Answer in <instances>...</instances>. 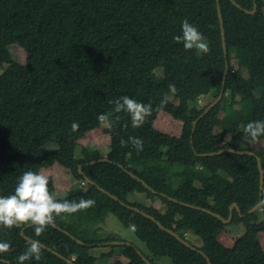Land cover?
Here are the masks:
<instances>
[{
    "label": "trees",
    "instance_id": "trees-1",
    "mask_svg": "<svg viewBox=\"0 0 264 264\" xmlns=\"http://www.w3.org/2000/svg\"><path fill=\"white\" fill-rule=\"evenodd\" d=\"M233 1L240 8L229 0H218L227 50L224 57L215 0H0V70L11 78L10 104L0 103V116L9 125V134L0 135V196L12 193L24 171L39 173L58 164L75 170L85 187L52 198L70 203L81 198L94 201L75 212L53 214V222L39 234L31 223L0 226V241L9 244V250L0 253V264H17V255L31 244L21 231L45 247L38 246L40 260L30 258L23 264L93 262L87 249L103 241L72 239L59 222L80 214H92L96 222L111 214L125 228L134 225L136 238L152 258H167L171 264H264L258 239L264 232V221L258 219L264 208V179L260 191L256 162L258 157L264 171V154L241 148L242 140L264 142V135L252 140L242 131L247 122L264 120V0H256L252 15L242 10L252 11L253 0ZM184 19L202 33L207 53L185 50L174 39ZM11 46L22 49L23 64L13 60ZM222 90L220 101L202 115ZM227 93L238 97L241 107L220 116ZM123 95L150 105L139 127L131 126L126 112L112 111L111 101ZM201 99L208 101L200 106ZM160 113L181 123L178 136L155 128ZM101 116L107 124L103 133L109 140V156L84 151L76 159L78 141L101 128ZM74 121L75 130L71 128ZM130 136L141 139L140 151L128 142ZM242 151L253 155L235 153ZM130 154L145 159L141 169L135 163L128 165ZM47 180L52 196L53 181ZM158 201L159 209L155 207ZM258 202L260 206L247 214ZM183 204L225 220L229 207L236 204L242 216L234 210L228 225H242L244 232L226 246L221 239L227 225ZM126 206L152 216L191 247L185 238L193 234L201 246L183 245ZM118 241L114 235L104 240ZM110 247L103 258L117 250L127 264H146L130 245Z\"/></svg>",
    "mask_w": 264,
    "mask_h": 264
},
{
    "label": "rangeland",
    "instance_id": "rangeland-1",
    "mask_svg": "<svg viewBox=\"0 0 264 264\" xmlns=\"http://www.w3.org/2000/svg\"><path fill=\"white\" fill-rule=\"evenodd\" d=\"M9 51L12 55L13 60L16 62L23 64L25 62V54L22 49L11 46L9 47ZM233 55V51H231ZM246 62V58H244ZM232 68L236 69V60L234 59L231 62ZM244 77H246L245 70L242 69ZM11 84V78L9 75L3 73L0 70V103L2 105H9V88ZM256 96L260 95V92L255 93ZM208 99L200 100L199 105L203 106ZM241 107V102L238 97H233L231 94H226V103L225 109L223 113H220V116H225L226 113L233 109H238ZM106 120H102V125L100 129L89 132L85 138L78 141L76 150L74 152V157L79 159L81 157V153L84 151L87 152H99L102 156L108 157L109 150V140L108 137L103 133V129L106 128ZM154 126L156 129L169 134L171 136H178L181 130V123L173 120L169 115L160 113L158 114ZM9 134V125L4 116H0V135ZM53 147V145H50ZM242 149L253 148L259 150L264 154V142H250L248 140H242L241 142ZM127 162L135 163L138 169H141L145 164V159L143 157L132 158L131 154L128 155ZM134 166V165H131ZM40 174L44 175L46 178H51L54 185V195L52 193V197L55 199L62 198L67 191L76 189V188H84L85 185L83 182L79 181L77 178V172L75 170H66L62 168L58 164H54L50 168L42 169ZM147 202H149L147 200ZM155 207L157 209L161 208L160 202L155 203ZM258 219L264 221V208L259 210ZM60 224L68 230L72 235V237L81 238L87 241H103L96 245H90L87 249V256L93 260V262H88L84 260V264H112L115 261H121L123 264H127V260L122 256H117L116 251L113 250V256L111 257H102L107 254L111 247L109 245H104V240L110 236H116L122 243L129 244L130 246L136 248L138 252H140L144 257H147L152 261L153 264H171L169 259L167 258H152V256L147 251L145 245L139 241L132 228H125L116 217L113 215H107L103 222H96L93 219L92 214H80L76 216H67L63 219L59 220ZM22 223H18L21 225ZM244 228L242 225H227L225 234H222V243L226 246H231L235 238L243 234ZM192 247H200L201 241L199 238L194 236L193 234H187L185 238ZM259 242L264 249V232L259 234ZM193 247V248H194Z\"/></svg>",
    "mask_w": 264,
    "mask_h": 264
},
{
    "label": "clouds",
    "instance_id": "clouds-1",
    "mask_svg": "<svg viewBox=\"0 0 264 264\" xmlns=\"http://www.w3.org/2000/svg\"><path fill=\"white\" fill-rule=\"evenodd\" d=\"M181 42L183 49L195 50L207 53L208 44L202 33L196 26L189 23L187 19L180 22V34L174 37ZM171 91H175L173 85H169ZM113 104V112H126L129 114L131 126L139 127L147 114L150 105L141 103L128 95L117 97ZM100 119H104L103 116ZM111 127V125H108ZM78 124L74 121L71 128L75 130ZM243 134L255 140L264 135V120L249 121L243 125ZM128 142L137 150L142 149V141L138 137H129ZM123 144L124 141L122 140ZM47 178L32 170H26L17 177V182L10 195L0 196V226L10 228L18 223H31L34 225L35 233L39 234L44 226L53 222V214L63 212H75L81 208L91 206L94 201L81 198L79 202L70 203L54 200L48 190ZM134 229V225L132 226ZM9 244L0 241V253L7 252ZM40 260V249L37 242L33 241L23 253L16 257L17 264H23L29 259Z\"/></svg>",
    "mask_w": 264,
    "mask_h": 264
},
{
    "label": "water",
    "instance_id": "water-1",
    "mask_svg": "<svg viewBox=\"0 0 264 264\" xmlns=\"http://www.w3.org/2000/svg\"><path fill=\"white\" fill-rule=\"evenodd\" d=\"M216 1V6H217V13H218V19H219V23H220V26H221V41H222V50H223V55H224V57H226V55H227V50H226V46H225V41H224V31H223V29H222V23H223V21H222V17H221V14H220V9H219V2H218V0H215ZM231 3H232V5H234L235 7H237V8H240L233 0H229ZM253 2H254V8H253V10L252 11H246V10H242L244 13H246V14H249V15H252V14H254V12H255V9H256V5H255V3H256V0H253ZM227 70H228V63H227V61L225 62V70H224V75H223V83H224V79H225V77H226V74H227ZM223 96V90L220 92V94H219V96L208 106V107H206V109H205V111H204V113L202 114V115H204L205 113H207L211 108H213L219 101H220V99H221V97ZM195 125V123L193 124V126ZM229 152H233L232 150H230ZM219 153H221V152H218V153H213V154H210L209 156H212V155H215V154H219ZM235 153H237V154H248V155H253L251 152H248V151H242V152H235ZM199 156H202V157H204V156H207V155H204V154H202V155H199ZM101 161H107L106 159H103V160H101ZM256 162H257V167H258V171H259V178H260V182H259V189H260V191L262 190V185H263V179H264V171H263V169H262V166H261V163H260V159L258 158V157H256ZM94 162H92L91 164H93ZM80 172V171H79ZM130 176L132 177V178H135V179H137V181L138 182H141L137 177H135L134 175H132V174H130ZM86 183L87 184H93L91 181H89L88 179H86ZM142 184H143V186L144 187H146L147 188V186H146V184L145 183H143V182H141ZM99 190H100V192H102V193H104V194H106L108 197H110L112 200H114V201H118V199L115 197V196H112V195H110V194H108L106 191H104L103 189H101V188H98ZM153 193H155L154 191H153ZM169 200H172V199H170L169 198ZM174 202H177L176 200H173ZM121 205H123L124 206V204L123 203H121ZM183 205H185L186 207H189V208H192V209H195V210H199V211H202V212H204V213H207V214H209V215H212V216H214V217H216L217 219H219L223 224H225V225H228L230 222H231V219H232V215H233V211L235 210L239 215H240V210H239V208L237 207V205L236 204H232L230 207H229V215H228V218L225 220V219H223L221 216H219V215H216V214H214V213H212V212H210V211H208V210H205V209H200V208H197V207H194V206H190V205H186V204H183ZM260 206V202H258V204L255 206V207H253L250 211H248V213L247 214H251V213H253L258 207ZM127 208H129V209H132V210H134L136 213H139L140 215H142L143 217H145V218H147V219H149V220H151V221H153L156 225H157V227L161 230V231H165L166 233H168V234H170L171 236H173L177 241H179L180 243H182L183 245H185V246H187V247H190L191 249H194V248H192L186 241H184V240H182L180 237H178L175 233H173L172 231H170V230H168V229H165L159 222H157L152 216H149V215H147V214H145V213H143V212H141V211H139L138 209H136V208H131V207H128V206H126ZM240 216H242V215H240ZM30 226H32V224H30ZM52 226L53 227H56V225H54V224H52ZM57 228V227H56ZM65 234H67V235H69L67 232H64ZM21 237L22 238H24L25 240H27V241H29L30 243H32L33 241L32 240H30L29 238H27V237H25L24 235H23V232L21 231ZM72 239H74L72 236H70ZM78 244H80V245H83V243L81 242V241H79V240H77L76 241ZM104 245H109V246H118V245H125V246H129V244H126V243H122V242H109V243H104ZM37 246H39V247H41V248H45L44 247V245H42V244H40V243H38L37 242ZM54 254L56 255V253L54 252ZM138 254L142 257V255H141V253L140 252H138ZM201 254H202V252H201ZM202 256L203 257H205V255L204 254H202ZM206 258V257H205ZM142 259L145 261V263L146 264H150L144 257H142ZM67 262H69V263H72V261H69V260H66ZM206 261L209 263V260L206 258ZM6 263H8V262H6Z\"/></svg>",
    "mask_w": 264,
    "mask_h": 264
},
{
    "label": "built area",
    "instance_id": "built-area-1",
    "mask_svg": "<svg viewBox=\"0 0 264 264\" xmlns=\"http://www.w3.org/2000/svg\"><path fill=\"white\" fill-rule=\"evenodd\" d=\"M83 184L85 185V182H83Z\"/></svg>",
    "mask_w": 264,
    "mask_h": 264
},
{
    "label": "crops",
    "instance_id": "crops-1",
    "mask_svg": "<svg viewBox=\"0 0 264 264\" xmlns=\"http://www.w3.org/2000/svg\"><path fill=\"white\" fill-rule=\"evenodd\" d=\"M55 193L53 192V195H54Z\"/></svg>",
    "mask_w": 264,
    "mask_h": 264
}]
</instances>
